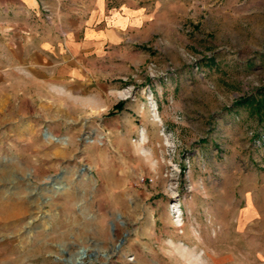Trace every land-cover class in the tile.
I'll list each match as a JSON object with an SVG mask.
<instances>
[{
  "label": "rangeland",
  "instance_id": "obj_1",
  "mask_svg": "<svg viewBox=\"0 0 264 264\" xmlns=\"http://www.w3.org/2000/svg\"><path fill=\"white\" fill-rule=\"evenodd\" d=\"M119 5L103 101L0 90V264H264V0Z\"/></svg>",
  "mask_w": 264,
  "mask_h": 264
},
{
  "label": "crops",
  "instance_id": "obj_2",
  "mask_svg": "<svg viewBox=\"0 0 264 264\" xmlns=\"http://www.w3.org/2000/svg\"><path fill=\"white\" fill-rule=\"evenodd\" d=\"M142 17L119 0H0V90L31 87L33 103L43 90L103 101L111 64L124 61L116 48L134 38Z\"/></svg>",
  "mask_w": 264,
  "mask_h": 264
},
{
  "label": "trees",
  "instance_id": "obj_3",
  "mask_svg": "<svg viewBox=\"0 0 264 264\" xmlns=\"http://www.w3.org/2000/svg\"><path fill=\"white\" fill-rule=\"evenodd\" d=\"M242 104V106L257 116L259 123L264 128V88L250 98L243 99Z\"/></svg>",
  "mask_w": 264,
  "mask_h": 264
}]
</instances>
